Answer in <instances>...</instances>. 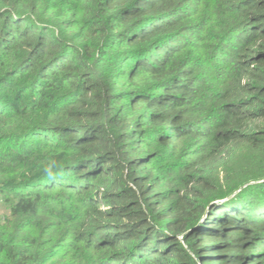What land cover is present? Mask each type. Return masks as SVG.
Masks as SVG:
<instances>
[{
    "label": "trees",
    "instance_id": "obj_1",
    "mask_svg": "<svg viewBox=\"0 0 264 264\" xmlns=\"http://www.w3.org/2000/svg\"><path fill=\"white\" fill-rule=\"evenodd\" d=\"M0 264H264V0H0Z\"/></svg>",
    "mask_w": 264,
    "mask_h": 264
},
{
    "label": "rangeland",
    "instance_id": "obj_2",
    "mask_svg": "<svg viewBox=\"0 0 264 264\" xmlns=\"http://www.w3.org/2000/svg\"><path fill=\"white\" fill-rule=\"evenodd\" d=\"M9 214L8 208L4 205L2 197L0 196V217Z\"/></svg>",
    "mask_w": 264,
    "mask_h": 264
}]
</instances>
